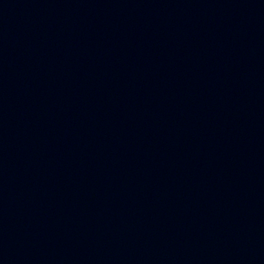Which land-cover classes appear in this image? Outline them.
Segmentation results:
<instances>
[{
	"label": "water",
	"instance_id": "obj_1",
	"mask_svg": "<svg viewBox=\"0 0 264 264\" xmlns=\"http://www.w3.org/2000/svg\"><path fill=\"white\" fill-rule=\"evenodd\" d=\"M0 264H264V0H0Z\"/></svg>",
	"mask_w": 264,
	"mask_h": 264
}]
</instances>
